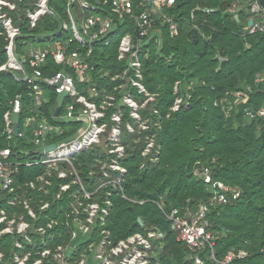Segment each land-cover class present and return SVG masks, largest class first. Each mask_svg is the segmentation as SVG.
I'll use <instances>...</instances> for the list:
<instances>
[{
    "label": "trees",
    "instance_id": "trees-1",
    "mask_svg": "<svg viewBox=\"0 0 264 264\" xmlns=\"http://www.w3.org/2000/svg\"><path fill=\"white\" fill-rule=\"evenodd\" d=\"M237 1H240L237 11L230 12L229 8ZM26 2L34 0H26L20 6L22 19L15 22L22 32L14 44V52L29 78L24 79L21 70L7 67L0 71V147L10 146L23 162L42 150L33 143L32 130L38 122L26 126V116H35L37 120L44 118L63 127L64 135L52 134L47 143L65 141L77 133L78 127L85 125L83 122L58 124L53 121L58 94L43 80H40V86L46 103L37 105L34 100V91L30 88L32 67L22 56L34 48H28L29 43H40L38 40L58 33L67 17L63 6L52 4L54 14L43 16L34 29H29L24 13L28 8ZM256 2L262 7L258 13L252 11ZM206 9L212 11L207 13ZM163 13L177 24L176 35H171L167 22L155 16L156 30L141 37L134 20L125 17L122 21L125 28L112 37L109 45L97 41L91 46L76 42L69 46L83 53L92 49L90 60L94 61L95 69L89 83L80 86L81 92L89 96L90 89L96 87L98 93L93 95L94 99L109 92L115 95L114 104L106 108L105 121L110 125L111 115L122 110L121 142L125 148L124 155L117 158L106 153L102 145L93 146L77 155L74 168L88 189L107 183L105 190L112 191L113 207L105 228L111 232L114 243L135 234L145 236L152 229L165 234L163 240L154 242L155 251L161 252L160 264H191L184 260L194 252L176 240L166 215L174 208L181 212H196L215 194L212 184H206L200 176L208 168L214 181L239 189L241 195L227 204L216 203L210 209L207 228L215 241L216 260L208 251L203 256L204 264H222L227 254L240 253H246V257L236 258L231 264H264V117L251 119L245 115L246 108L257 111L264 105V84L255 86L256 76L264 75V32L249 33L246 29L250 18L264 21V0H176ZM126 32L133 34L134 44L142 50V82L154 98L139 110L147 129L135 133L126 127L132 118L130 108L122 104L123 96L131 93L139 102L146 100V96L140 94L130 81L134 78V70L129 67L130 56L124 60L118 58L120 39ZM6 46V34L0 27V68L8 62ZM58 72H70V69L49 58L43 66L44 77ZM176 83H179L177 91ZM248 86L253 90L251 102L236 105L230 98L221 103L227 92H247ZM18 95L22 98L21 135L9 139L5 114L11 110V103ZM177 97L183 98L189 106L182 105L178 111H173ZM64 111L65 106L61 112ZM151 141L155 144L154 155L144 156ZM154 156L156 161L152 159ZM111 157L118 159L127 170L117 190L108 183L119 177V172L108 166L112 163ZM102 162L107 166L103 168ZM45 171L43 165L23 163L17 178V192L23 195V201L29 203L38 219L29 218L23 204L11 212L24 213L26 220L36 228L40 225L48 228L44 219L46 213L40 209L41 200L50 202L51 212L59 206L67 207L72 200L68 195L61 202L56 195L59 186L74 179L75 175L62 179L53 171L52 176L47 177L53 186H50V194L45 195V190L39 191L41 183L37 180ZM31 182L37 185L35 189L29 186ZM76 188L72 185L68 194ZM9 197V194L0 197V208ZM61 221H65L62 216ZM65 228L48 229L49 233L56 234V244L65 246L71 242L70 232ZM26 234L33 241L32 245L16 232L0 236V264H17V256L29 255L26 264L42 259L41 240L48 235L38 234L34 228L28 229ZM86 238L78 236L72 244L81 245ZM17 242L21 247H17ZM42 264L62 263L52 255Z\"/></svg>",
    "mask_w": 264,
    "mask_h": 264
},
{
    "label": "built area",
    "instance_id": "built-area-1",
    "mask_svg": "<svg viewBox=\"0 0 264 264\" xmlns=\"http://www.w3.org/2000/svg\"><path fill=\"white\" fill-rule=\"evenodd\" d=\"M26 0H0V27L4 29L7 40L8 62L0 69L8 68L25 71L22 61L18 59L14 52L13 39L21 35V26L17 25L15 20L21 22L22 9L20 6ZM176 0H34V2H26L27 26L29 29H34L40 19L47 14H54L52 4L55 6H63V10L67 19L63 20L58 33L52 34L49 37L38 40L41 42H49L48 46H35L26 56H22L23 61L27 62L32 67V78L30 79V88L34 91V100L37 105L46 103L43 97V91L40 86V80L53 86L55 92L59 95L62 91L68 93L64 100L65 111L63 115L67 117H76V122H83L77 129V133L68 137L65 141L58 143H47V140L52 134L63 136L65 130L63 127L53 124L47 119L37 120L35 116H26L25 125L32 126L38 122L33 131V143L40 147V152L33 153L32 157L25 162L20 161V156L15 153L10 146L0 147V197L4 194H9L10 197L6 203L0 208V236L16 232L24 236L32 245L33 241L26 234L28 229L34 228L38 234L48 235L42 238L41 244L43 251L42 259H38L34 264H42L44 260L54 258L60 260L62 264H160L159 256L161 252L155 251L154 242L158 239L163 240L165 234L157 230H149L147 235L135 234L127 239H121L114 243L110 231L105 226L113 207L111 200L112 191L105 190L102 183L95 186L93 189L86 190L83 186V181L76 169L74 168V160L77 155L92 148L93 146L102 145L108 148L107 152L110 156L114 155L121 158L124 155L125 148L121 142L122 139V110L118 109L110 117L112 123L109 125L105 118L107 116L106 108L112 106L116 99L111 92L104 97L93 98L97 94L96 87L90 89L89 96L82 94L81 85H86L90 81V77L95 67L90 56L92 49L83 53L78 49H70L69 46L76 42L80 44H88L91 46L94 42L104 41L107 46L111 43L112 37L123 30V19L130 17L134 20L138 29V34L141 37L148 35L156 30V19L158 16L163 21L169 24L171 35L177 34V24L167 14L163 13L165 8H170L175 4ZM240 1L234 3L230 12L235 13ZM33 6V7H29ZM260 10L257 3L253 4L252 11L258 13ZM212 10L206 9L209 13ZM24 18V17H23ZM119 21L120 28L117 30L116 21ZM246 28L249 33L257 31L264 32V21H255ZM69 34V37H67ZM62 40V41H61ZM130 56L129 67L134 70V78L130 81L133 87L140 94L146 96L143 102L137 101L131 93L123 96L122 104L130 108V116L132 122H127V130L131 133L140 132L147 129L145 121H142L139 110L146 106L149 101L154 100L148 94L142 82V57L143 53L139 46L134 44L133 34L126 32L120 39L118 46V58L124 60ZM53 58L58 64H63L70 69V72H58L53 76L44 77L43 66L49 58ZM19 61V63L16 62ZM15 64H12V63ZM69 76H66V75ZM29 78L28 74L24 79ZM61 81L60 86L55 87L57 82ZM264 84V75L258 74L255 78V86ZM115 87V90L120 89ZM178 83L175 85V91L178 90ZM264 91V90H263ZM253 90L250 86L246 91H238L236 93L227 92L225 97L221 99V103L230 101L236 105H244L252 100ZM66 99L68 102L65 103ZM230 103V102H229ZM12 108L5 114L6 132L8 138L11 139L14 135L13 124L11 121L14 112L22 113V98L18 95L11 103ZM182 105L186 107L183 98L177 97L172 109L178 111ZM217 105V102H216ZM245 115L251 119L256 117H264V105L258 108L257 111L245 109ZM20 119V117H19ZM110 132L108 135L106 133ZM19 135L20 132H19ZM74 138L72 141L69 139ZM55 144L56 148L48 153L43 152L48 145ZM154 142L148 143L143 152L144 156L152 154ZM154 155V154H152ZM156 156L152 159L156 161ZM155 159V160H154ZM112 163L108 166L119 172V177L110 180L108 183L113 185V189H120L119 186L124 180L127 170L122 166L118 159L111 157ZM25 163L28 166L43 165L46 167L45 173L37 177V180L43 186H39V191L45 190V195L50 194L51 181L47 177H51L53 171H56L57 176L66 179L69 176L75 175V178L67 183H63L58 188L56 198L61 202L69 195L72 198L67 207L59 206L51 209L49 201L41 200L40 209L46 213L44 219L48 228L40 225L36 228L30 221H27V216L31 219H38L37 213L29 206V203L24 200L23 195L17 192V178L20 172L21 164ZM107 163H103V168ZM71 168V170L69 169ZM107 176V173H105ZM200 176H203L206 184H212L215 189V194L205 203H203L196 212L187 210L181 212L174 208L166 216L171 221V229L176 235V240L187 245L194 253L190 254L191 264H204L203 256L210 251L211 258L215 259L214 246L215 241L210 231L207 228V215L210 209L216 203L227 204L233 200H237L241 191L224 184L222 181H214L208 168H205ZM29 183L32 189L37 185ZM77 188L72 192V185ZM46 185V186H45ZM110 185V184H108ZM86 187V186H85ZM87 188V187H86ZM104 189V190H103ZM67 194V195H66ZM66 195V196H64ZM60 202V203H61ZM24 205L27 210V216L24 213L11 214L12 211ZM65 219L64 222L61 221ZM60 217V220L58 218ZM60 221V222H59ZM55 226L67 228L70 232L71 242L65 246L55 243L56 234L49 233L48 229H53ZM65 228V229H66ZM54 230V229H53ZM52 230V231H53ZM78 236L87 237L82 244H72ZM17 247L21 244L17 242ZM37 242L34 244V248ZM29 255L20 258L17 256L15 261L17 264H26ZM246 253L238 255L227 254L222 264H231L236 258H244ZM2 253L0 252V261Z\"/></svg>",
    "mask_w": 264,
    "mask_h": 264
},
{
    "label": "water",
    "instance_id": "water-1",
    "mask_svg": "<svg viewBox=\"0 0 264 264\" xmlns=\"http://www.w3.org/2000/svg\"><path fill=\"white\" fill-rule=\"evenodd\" d=\"M257 5L259 6L260 9H262V7L260 6L259 2H257ZM240 11V9H239ZM236 18L238 19V15H236ZM116 24H117V30L120 28V23L119 21L117 20L116 21ZM253 24V20H250L249 21V25L251 26ZM17 39V36L14 37L13 39V42H15ZM17 63H19L18 60H16ZM95 64V63H94ZM2 70H5L4 68L0 69V71ZM66 76H69L68 74ZM61 81L60 80L59 82H57L55 84V87H58L60 86L61 84ZM68 93L66 91H62L61 93H59L58 97H57V105L53 111V121L55 123H58V124H68V123H75L77 121L76 117H67V116H60V111H61V108L63 107L64 105V100L65 98L67 97ZM19 113L17 112H14L12 114V117H11V121H12V124H13V131H14V135L15 136H18L19 135ZM74 138H71L69 139V141H72ZM56 148V145L55 144H52V145H48L45 147L44 151L43 152H50L52 150H54ZM139 223L142 225V220L139 219ZM191 260V257L190 255H187L185 260H184V263H188L190 262Z\"/></svg>",
    "mask_w": 264,
    "mask_h": 264
},
{
    "label": "rangeland",
    "instance_id": "rangeland-1",
    "mask_svg": "<svg viewBox=\"0 0 264 264\" xmlns=\"http://www.w3.org/2000/svg\"><path fill=\"white\" fill-rule=\"evenodd\" d=\"M49 44H51V43H49V42H41V43H38V42H31V43H29V45L27 46L28 48H32V47H35V46H48ZM179 84V83H178ZM179 86V85H178ZM177 88H179V87H177ZM173 111H175L174 109H173ZM105 143H102L101 145H104ZM105 146H106V144H105ZM104 149H105V151L107 152V150H108V148H105L104 147ZM103 161V160H102ZM103 163V162H102ZM101 164V163H100ZM93 174H95V172H93ZM34 185V184H33ZM72 185V184H71ZM84 185H87L84 181H83V186ZM40 187L41 186H43V185H39ZM46 186V185H45ZM84 188L86 189V190H89L88 188H86L85 186H84ZM66 198H67V196H66Z\"/></svg>",
    "mask_w": 264,
    "mask_h": 264
},
{
    "label": "crops",
    "instance_id": "crops-1",
    "mask_svg": "<svg viewBox=\"0 0 264 264\" xmlns=\"http://www.w3.org/2000/svg\"><path fill=\"white\" fill-rule=\"evenodd\" d=\"M257 3V2H256ZM239 9L241 10V7H239L238 8V12H239ZM260 10H262V9H260ZM93 63H94V61H93ZM94 65V67H95V64H93ZM27 74V72L26 71H24V77H25V75ZM26 79V78H25ZM63 109V107L61 108V110ZM60 115H63V113L60 111Z\"/></svg>",
    "mask_w": 264,
    "mask_h": 264
},
{
    "label": "bare ground",
    "instance_id": "bare-ground-1",
    "mask_svg": "<svg viewBox=\"0 0 264 264\" xmlns=\"http://www.w3.org/2000/svg\"><path fill=\"white\" fill-rule=\"evenodd\" d=\"M12 64H15L14 62Z\"/></svg>",
    "mask_w": 264,
    "mask_h": 264
},
{
    "label": "clouds",
    "instance_id": "clouds-1",
    "mask_svg": "<svg viewBox=\"0 0 264 264\" xmlns=\"http://www.w3.org/2000/svg\"><path fill=\"white\" fill-rule=\"evenodd\" d=\"M17 40V39H16ZM94 64V63H93Z\"/></svg>",
    "mask_w": 264,
    "mask_h": 264
}]
</instances>
